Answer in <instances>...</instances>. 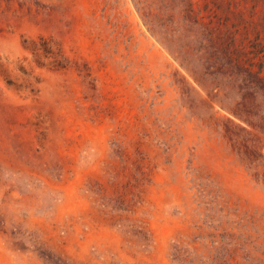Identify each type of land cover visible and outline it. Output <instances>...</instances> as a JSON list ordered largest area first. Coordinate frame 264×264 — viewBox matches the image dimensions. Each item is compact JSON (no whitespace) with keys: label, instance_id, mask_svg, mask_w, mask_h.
I'll return each mask as SVG.
<instances>
[{"label":"rangeland","instance_id":"rangeland-1","mask_svg":"<svg viewBox=\"0 0 264 264\" xmlns=\"http://www.w3.org/2000/svg\"><path fill=\"white\" fill-rule=\"evenodd\" d=\"M0 264H264V0H0Z\"/></svg>","mask_w":264,"mask_h":264}]
</instances>
